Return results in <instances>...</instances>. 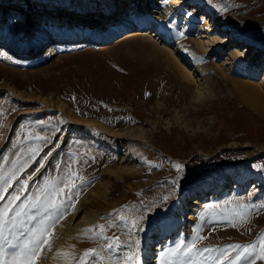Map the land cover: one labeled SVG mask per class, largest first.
<instances>
[{"label":"rangeland","instance_id":"obj_1","mask_svg":"<svg viewBox=\"0 0 264 264\" xmlns=\"http://www.w3.org/2000/svg\"><path fill=\"white\" fill-rule=\"evenodd\" d=\"M88 1L94 2L81 0L86 4L83 7L75 0L78 5L73 7L89 6L88 11L92 8ZM102 1L106 13L113 16L119 8L123 14L127 8L131 12L141 0ZM172 1L156 0L161 5L146 9L159 20H153L154 24H162L160 34L138 25L135 28L139 29L119 32L104 41H70L30 64L22 63L28 54L15 61L0 55V165L5 166L3 171L11 168L21 147L33 145L41 150L12 181L0 204L7 203V196L20 187L18 181L28 180L50 150L52 155L28 180L17 203L42 186L45 177H63L69 168L82 177L75 180L74 206L69 205L67 214L53 226L50 245L40 250L36 264H79L89 248L103 253L104 259L97 262L89 257L84 264H108L105 237L119 238L111 253L113 264L117 259L123 264L131 252L138 264H143L147 253H153L148 264H160L164 249L194 237V248H212L214 256L219 255L216 249L225 250L221 264L243 251L229 250L230 245H255L247 250L252 264H264L258 258L264 236V114L252 108L233 84L235 78L251 79L264 93V0H180L175 8ZM16 5L24 6L25 27L39 14L44 20L47 15L59 19L63 15L49 10L51 4L39 2L36 7L26 0H6L0 4V21L9 30L16 27L11 17ZM69 13H64L68 15L65 19L75 22ZM100 13L92 10L79 20L89 22ZM204 14L211 22L220 14L226 19L208 30L214 25L207 26L200 17ZM104 20L101 30L94 21L89 23L90 32L109 33L111 19ZM43 24L48 23L38 25L42 28ZM138 31L151 35L160 50L151 41L132 39ZM192 32L204 50L191 39ZM65 36L72 35H58ZM16 43L26 51L40 46L29 40L17 39ZM168 49L175 50L196 80L188 83L167 58ZM37 52V56L44 54ZM37 135L54 143L37 140ZM176 164L182 166L180 170ZM239 174L250 175L251 180L238 182ZM224 175L229 179L219 192L196 195L199 201H193L197 189ZM240 204L247 205L245 218L235 216ZM170 222L177 228L165 233ZM58 240L67 249L53 262L46 259V252ZM156 244L160 245L157 249Z\"/></svg>","mask_w":264,"mask_h":264},{"label":"snow or ice","instance_id":"obj_2","mask_svg":"<svg viewBox=\"0 0 264 264\" xmlns=\"http://www.w3.org/2000/svg\"><path fill=\"white\" fill-rule=\"evenodd\" d=\"M180 35L184 36V33L181 32ZM24 139H29V137L25 136ZM35 139L43 140L45 143H54L48 137L37 135ZM40 151L37 146L33 145L27 148L21 147L20 152L16 154L17 158L12 160L11 168L3 171L5 166L0 165V201L5 199L4 194L12 187V181L16 180L29 163L36 159ZM51 155L52 150L48 151L38 161L40 167L28 176V180L40 172V169L45 166V160ZM4 159L7 160L8 157L5 156ZM59 167L60 164L57 162L56 168L59 169ZM174 167L180 170L182 166L176 164ZM76 179H82V177L78 173H73L70 168L68 174L63 177H45L43 185L38 186L36 191L20 203L17 201L21 200V195L25 194L29 184L28 180L21 179L18 181L20 187L17 188L16 192L7 196L6 204H0V264H36L37 257L41 254L40 250L45 245H50L53 226L67 214L69 205L74 206L72 192L76 187ZM65 189L68 190L67 193ZM248 196L251 197L252 193L249 192ZM246 207L245 204L238 205L239 210L235 212V216L245 218L244 209ZM121 219L125 220L124 217ZM125 224L127 225L126 220ZM137 224L138 220L134 219L132 225L136 226ZM5 229L8 230V236H5ZM118 239V237H105V240L109 241L106 244L108 264H113L111 253L113 245ZM196 239L197 237H194L187 243L181 240L174 247L164 249L160 253V264H221L227 252L216 249L215 252L219 255L214 256L212 248H194ZM198 239H203V237L200 236ZM116 246L118 247V244ZM255 247V245H230L229 250L243 248V251H238L234 257H229L228 264H252L250 259L252 254L248 253L247 250L249 248L255 249ZM203 253L208 255L204 256ZM89 257L97 262H102L104 259L103 253L94 248H89L81 257L79 264H84L85 258ZM258 258L264 259V236L261 237ZM114 264H121V260H115ZM123 264H138L135 253L126 254L123 258Z\"/></svg>","mask_w":264,"mask_h":264},{"label":"bare ground","instance_id":"obj_3","mask_svg":"<svg viewBox=\"0 0 264 264\" xmlns=\"http://www.w3.org/2000/svg\"><path fill=\"white\" fill-rule=\"evenodd\" d=\"M75 1V0H74ZM74 1H65V0H41L40 2L43 4L42 6H44L45 4H51V6H53V7H55V8H59V7H61V8H68V9H72V10H74V8H76V10H77V8H78V10L79 11H83V12H86V14H88L89 12H91L92 10H97L98 12H102V13H100V15H98L96 18L95 17H93L89 22L88 21H86V19H82V20H79L80 18H82V16H83V13H81L82 14V16H79V14H77L78 16L76 17V20H75V22H72L71 20H70V22H68L66 19H65V17L66 16H68V15H65L64 17H63V15H61L62 16V18H60L59 19V17H55V16H52V15H47V14H45V15H47L48 17H45V20L44 19H42V18H40V14H39V17L37 18V17H33L32 15V21H30V22H28L27 23V26L28 27H25V23H23V19L22 18H28V17H26L25 15H23V14H26L25 12H24V9H22V8H24V6L23 7H20L19 5H16V6H14L15 7V10L16 9H18V10H13V12H12V15H11V17H12V19L14 20V23H15V30H14V33L13 34H11V35H6V36H1V32H0V36H1V38H0V40L3 42H6L7 44L8 43H12L13 44V47L15 48V50L17 51V52H21V53H23V54H28L29 56L28 57H31V58H28V57H24V59H22V63H28V62H32L33 60H35V61H39L40 59H43V58H47V56L49 55V54H53V52H54V48H55V46H58V47H60V48H58V49H61V47L63 46H65V44L66 45H68L69 43H65V42H68V41H63L64 43L62 44H59V45H46V47H44V49H43V53L44 54H42L41 56H37V55H35L36 54V52L38 51L37 49L38 48H40L41 47V45L38 47V43H40V41L39 42H37L36 43V47H38L36 50H32V48H28V51H26V50H23L21 47H19V45L16 43V41H17V39H20L22 42H25V41H27V40H29L30 41V43H32V41L33 42H35V40H37L40 36H42L41 38H43L44 36H48L49 34H51V35H53L54 37H58V35L57 34H60V32H57V29H53V28H50V29H48V28H39V27H41L40 25H38V24H40V23H42V22H47L48 24L51 22V23H56V25H58V26H60V24L61 25H63V26H67V27H74V30H72V29H68L67 31H64V32H61L62 34H65V33H68L69 35L71 34V35H75V34H80L81 32H89V31H87L86 29H81L80 27H82L83 28V26H81V23H83L86 27H90L91 25L89 24V23H91L92 24V22L94 21L95 23L94 24H96V28L98 29V30H101L102 29V25L103 24H105V23H103L104 21H107V20H104L105 18L107 19V18H109V22L107 23V26H108V28L110 27V25H117L118 23H125V20H126V22L127 21H129L128 19H127V15H124V14H122V16L120 17V18H118L117 20L115 19V17L114 18H111L110 16L111 15H109V14H107L106 12V9H105V6L103 5V3H100V2H103L102 0L100 1V0H93L94 2H91V1H88L89 3H92V8L90 9V10H88V11H85V9L87 10L88 9V7H85L84 9L83 8H79V6H85L86 4L85 3H81L80 1L81 0H79V6L78 7H73V6H77L75 3H73ZM148 1H151V0H141V1H139L138 3H137V7H133L132 9V11H131V13L132 12H134V11H136L137 13H142V12H145L144 10H146L147 8H148V6H149V4H147V3H149ZM160 1V3H161V0H159ZM178 1H180V0H173L172 1V7L173 8H175V2H177L178 3ZM182 1H185V0H182ZM187 1V0H186ZM87 2V3H88ZM145 2H147L146 4H143V3H145ZM163 3V2H162ZM97 5H100V7L99 6H97ZM140 5H142V6H140ZM144 5V6H143ZM146 5H147V7H146ZM83 6V7H84ZM169 6V5H168ZM142 7V8H141ZM113 8H115V7H113ZM112 8V10L114 11V10H116V9H113ZM173 8H168V10H170V11H172V9ZM120 9H122V8H120ZM6 10V9H5ZM19 10L21 11V13L19 12ZM175 10H178V9H175ZM124 11V10H123ZM122 11V12H123ZM167 11V10H166ZM5 12V15L8 13L7 11H4ZM32 12V11H31ZM103 12L106 14L105 15V17L103 16V18L101 17V14H103ZM51 13V12H50ZM137 13H135V14H137ZM169 13H171V12H168V14ZM31 14V13H30ZM133 14V13H132ZM132 14H130V15H128V17L129 16H132ZM149 16V19H151L152 21L154 20H157L156 18H153L150 14H148ZM35 16H36V14H35ZM70 16V15H69ZM146 16V15H145ZM54 17V18H53ZM72 17V16H71ZM125 17H126V19H125ZM143 17V16H142ZM158 17V16H157ZM201 17V19H203L204 21H206L207 23V26H210L211 24H213L214 26H212V27H210V28H208V30L209 29H213V28H217L218 26H219V23L220 22H223V21H225V19H226V17H224L223 15H219V16H217V18H216V21H214V22H211V19L210 18H208L207 17V15L206 14H204V15H201L200 16ZM34 18H35V20H34ZM70 18V17H69ZM28 20V19H27ZM27 20H26V22H27ZM142 21H140V25H143V21H145V19H141ZM147 21V20H146ZM157 22H159V20H157ZM89 24V25H87V24ZM156 23V22H155ZM0 24H2V22L0 21ZM33 24V25H32ZM48 24H46V25H48ZM102 24V25H101ZM5 25V24H4ZM139 25V26H140ZM138 27V26H137ZM154 27H155V35L157 34V33H159L160 32V30H161V27H162V24L161 23H156V24H154ZM91 28H92V26H91ZM144 28V27H143ZM136 29H139V28H136ZM5 30V29H4ZM7 31H10L9 30V28H7ZM141 31V30H140ZM51 32V33H50ZM52 32H56V33H52ZM143 32V31H142ZM139 33V31L137 32V33H135V34H133V36H132V39H140V41H142V42H144V43H147V42H149V41H151L150 43H152V44H154L153 46L154 47H157V48H159V50H160V48L161 47H159L158 46V43H157V41L154 39V38H152V36L151 35H144V33ZM93 34H95V35H98V36H103V34H102V31H100V32H95L94 31V33ZM160 34V33H159ZM192 35H191V39H193L194 41H195V43H196V46H199L200 48H202L203 49V46H202V44H200V39H199V36H197L196 35V33L195 32H192L191 33ZM50 36V35H49ZM160 36H162V35H160ZM41 38H39L40 40H41ZM59 39H61V38H64V37H58ZM155 40V41H154ZM57 41H59V40H57ZM218 41H220V40H218ZM218 41H216V42H214V43H218ZM70 42V41H69ZM141 42V43H142ZM15 45H18L17 47L15 46ZM30 44H26V46H24V47H27V46H29ZM4 46V45H3ZM2 46V47H3ZM57 49V50H58ZM56 50V49H55ZM56 50V51H57ZM204 50V49H203ZM31 51V52H30ZM166 51V55H167V58L169 57V59H170V62L172 61L173 62V64H175V66H177L178 67V69H179V71H180V74L181 75H183L184 76V78H186V80H188V83H189V81H192V80H196V78L194 77V75L192 74V71L190 70V68L188 69L187 68V66L184 64V62L182 61H179V58L177 57V55L174 53L175 52V50H170V49H168V50H165ZM181 52H183V50L181 51ZM235 56L236 57H238V55H237V53L235 54ZM7 57V56H6ZM7 58H9V59H11V60H13V61H15V60H18V58H20V57H18V58H16V59H14L15 57L14 56H10V57H7ZM28 64H30V63H28ZM198 69H201L200 67L198 68ZM198 73V72H197ZM233 84H234V87L236 88H238L239 90H240V93L242 94V95H244V97H246V102H248L250 105H251V107L252 108H254V109H257V110H259L261 113H263L264 114V93L262 92V87L260 86V84H258V83H256V81H253V80H242V79H238V78H235V79H233ZM106 128V127H105ZM116 133H119V131H118V129H116V131H115ZM237 179H238V182L240 181V182H246V181H249V180H251L250 179V175H247V174H239V176L238 177H236ZM231 179V178H230ZM217 183H218V181H216ZM213 183L210 185V186H212L213 187ZM194 199H196V197L194 198ZM194 202H196V201H199L198 199H196V200H193ZM179 213H182V210L181 209H179ZM86 217V216H85ZM87 218V217H86ZM168 227L166 228V226H165V228H164V232L165 233H168V232H172L173 230H174V228H177L176 227V225H175V223L174 222H170L168 225H167ZM157 231H162V229H160V228H158L157 229ZM168 235V234H167ZM58 243L57 244H55V248L53 249V250H49V252H46L47 253V256H46V259L48 258V259H50V260H54V259H56V258H58L61 254H62V252H64L66 249H67V245H65V246H62L63 244H66L65 242H63V241H57ZM156 248L155 249H157V248H159L160 247V245L159 244H156V246H155ZM154 250V249H153ZM153 252V251H152ZM155 253H158V251L156 250L155 252H154V255H155ZM65 254H67V253H65ZM150 254L149 253H147V255H146V257L147 258H144V261H143V264H148L149 263V259L148 258H152V255H153V253H152V255L151 256H149ZM64 256V255H63ZM149 256V257H148ZM65 257V256H64ZM61 258V257H60ZM62 259V258H61ZM58 260V259H57ZM54 262V261H53ZM51 263V262H50Z\"/></svg>","mask_w":264,"mask_h":264}]
</instances>
